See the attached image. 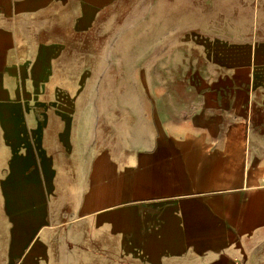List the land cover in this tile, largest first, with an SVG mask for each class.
Instances as JSON below:
<instances>
[{
	"label": "crops",
	"instance_id": "1",
	"mask_svg": "<svg viewBox=\"0 0 264 264\" xmlns=\"http://www.w3.org/2000/svg\"><path fill=\"white\" fill-rule=\"evenodd\" d=\"M139 2L0 0V264H264L259 5L154 0L115 99Z\"/></svg>",
	"mask_w": 264,
	"mask_h": 264
},
{
	"label": "rangeland",
	"instance_id": "2",
	"mask_svg": "<svg viewBox=\"0 0 264 264\" xmlns=\"http://www.w3.org/2000/svg\"><path fill=\"white\" fill-rule=\"evenodd\" d=\"M252 0H233L234 4L239 6L238 19L240 26L237 28H233V30L240 31V36L246 31L245 28H242V22L246 21L247 18L250 17V13L245 11L246 4L251 3ZM255 3H258L259 11L256 12V36L264 42V0H254ZM175 3H179L175 1ZM244 7V8H242ZM120 18L126 21V34L125 40L121 43H117L113 45L112 43V51L125 52L126 53V66L123 68L124 78L126 80V91L123 92L119 85H117L116 92L112 93L115 95V99H123L126 98L128 100L132 99H141L143 98L139 91H137L136 87V71L138 68L134 66L135 63L140 64V62H145L148 64V72L154 73L153 66L150 65L151 62L154 61V56L151 54L154 53V19H156V12H154V0H142L134 5L132 11L127 13H119ZM160 15V12L157 13ZM168 13H164V18ZM172 17H191L192 14L194 17H198L199 12H185L180 10L179 12L176 10H172L169 13ZM204 14V13H202ZM216 14L219 15L218 12L208 11L206 12L207 18H213ZM229 17V16H228ZM161 19V17H159ZM122 30V28H116L113 30L115 34ZM212 30V29H211ZM218 30H224L218 29ZM158 33V32H157ZM264 47V44H263ZM120 50V51H119ZM115 71V79H119L117 68H113ZM140 71L139 73H141ZM123 77L121 76V79ZM118 83V82H117ZM144 97H145V93ZM147 98H151L147 95ZM146 98V97H145Z\"/></svg>",
	"mask_w": 264,
	"mask_h": 264
}]
</instances>
